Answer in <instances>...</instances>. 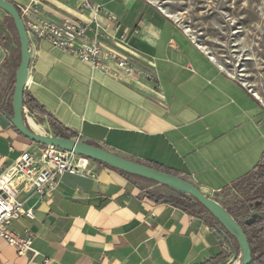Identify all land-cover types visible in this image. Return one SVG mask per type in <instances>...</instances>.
<instances>
[{"label":"crops","instance_id":"obj_1","mask_svg":"<svg viewBox=\"0 0 264 264\" xmlns=\"http://www.w3.org/2000/svg\"><path fill=\"white\" fill-rule=\"evenodd\" d=\"M6 1L16 9L31 2ZM84 1L113 18L101 20L98 35L88 32L90 38L124 52L154 81L126 84L32 41L25 92L63 128L80 134V141L159 167L223 206V195L232 194L230 186L264 153V107L145 0H47L40 13L55 23L88 21L78 10ZM18 50L0 26V174L38 147L7 115ZM32 114L40 131L54 135L43 113ZM89 170L85 176L62 174L50 197L33 190L17 196L33 219L22 215L9 229L31 235L32 252L18 255L0 239V264H203L216 263L218 256L226 258L220 264H229L234 254L239 261L232 239L177 207L149 200L141 180L95 162Z\"/></svg>","mask_w":264,"mask_h":264},{"label":"built area","instance_id":"obj_2","mask_svg":"<svg viewBox=\"0 0 264 264\" xmlns=\"http://www.w3.org/2000/svg\"><path fill=\"white\" fill-rule=\"evenodd\" d=\"M45 1L31 0L28 5L17 8L30 47L32 41H44L101 75L126 84L139 79L154 81L150 72L137 68L124 52L104 48L100 41L91 39L87 34L91 32L98 35L101 20H113L101 6L84 1L78 10L80 15L88 17V21L76 18L55 23L41 16L40 5ZM91 23L95 27H91ZM148 65L153 66L151 62ZM24 111L27 118L30 113L25 107ZM72 140L80 141V134L76 133ZM90 162L73 153L38 146L32 152H22L10 166L3 168L0 174V239L14 248L18 255L31 253L32 236L17 234L9 229L10 223L22 215L33 219L32 212L22 208V204L16 200L17 196L21 192L33 190L42 197H50L57 186L58 177L64 173L88 175Z\"/></svg>","mask_w":264,"mask_h":264},{"label":"rangeland","instance_id":"obj_3","mask_svg":"<svg viewBox=\"0 0 264 264\" xmlns=\"http://www.w3.org/2000/svg\"><path fill=\"white\" fill-rule=\"evenodd\" d=\"M145 1L173 19L212 62L241 83L264 107V0ZM7 25L0 11V26L15 40ZM28 118L40 125L33 114L27 115V122ZM35 132L54 136L46 128ZM139 183L149 190L169 193L165 188ZM232 197L228 192L223 195L225 202Z\"/></svg>","mask_w":264,"mask_h":264},{"label":"water","instance_id":"obj_4","mask_svg":"<svg viewBox=\"0 0 264 264\" xmlns=\"http://www.w3.org/2000/svg\"><path fill=\"white\" fill-rule=\"evenodd\" d=\"M0 10L12 19L19 43L20 60L14 76L11 101L12 117L9 118L13 128L34 144L73 153L90 161L165 186L176 192L190 195L218 221L224 232L235 239L239 249V261H237V254H234L229 264H251V250L241 226L227 213L223 206L204 194L192 183L175 175L163 173L146 165L127 160L100 147L82 141L38 134L30 128L23 107V93L31 58L29 39L16 7L6 0H0ZM258 205L259 203L256 202L254 206L257 207ZM262 217H264V210L262 213L252 212L244 221V225L249 226ZM224 232H222L223 236H225Z\"/></svg>","mask_w":264,"mask_h":264},{"label":"trees","instance_id":"obj_5","mask_svg":"<svg viewBox=\"0 0 264 264\" xmlns=\"http://www.w3.org/2000/svg\"><path fill=\"white\" fill-rule=\"evenodd\" d=\"M5 18L6 21L8 22L7 28L11 31V33H13L16 43L18 44L19 47L18 38L15 32L12 19L7 15ZM19 60H20V56L18 54V60L15 65V69H17L19 65ZM11 101L12 99H10L9 101V113H7L9 118L12 117ZM23 107L27 108L30 114H32V112H37L41 114L43 113L47 117L48 124L50 128L53 130L55 137H61L66 139H74L76 137L75 132L63 128L51 115H48L45 112V110L32 98V96H30V94L26 93L25 91L23 93ZM91 162H95V161H91ZM98 164L110 168L112 170H116L107 165L101 163ZM146 166L161 171L163 173L173 175L159 167L152 165H146ZM116 171L127 177L138 179L150 183L152 185L167 189L169 193H161L153 190H147L145 195L149 200L155 203L172 205L190 215L198 217L208 226L216 229L221 234L222 232H224L218 221L190 195L176 192L165 186L158 185L154 182L121 172L119 170ZM230 188L232 189L231 195L233 197L231 200L226 201L225 202L226 204L224 203L223 207L225 208L227 213L241 226L247 238L251 250V258H252L251 264H264V217H262L260 220L255 221L253 224L249 226L244 225V221L249 217V215L252 212L262 213L264 210V153L261 157V160L253 168V170L244 177H242L241 179L234 182L230 186ZM256 202L259 203L257 207L254 206ZM224 234H225L224 237L230 240L232 239L235 242L238 250V246L235 239L226 232H224ZM225 259L226 258L224 256H218L216 263L207 261L203 264H220V262H222Z\"/></svg>","mask_w":264,"mask_h":264},{"label":"bare ground","instance_id":"obj_6","mask_svg":"<svg viewBox=\"0 0 264 264\" xmlns=\"http://www.w3.org/2000/svg\"><path fill=\"white\" fill-rule=\"evenodd\" d=\"M28 122H29V125L31 126V128H32L34 131H40V130H39V127L33 123V121H32L31 118H28Z\"/></svg>","mask_w":264,"mask_h":264}]
</instances>
